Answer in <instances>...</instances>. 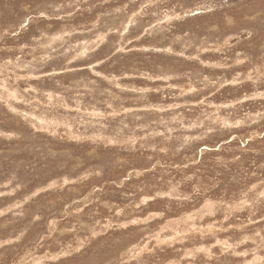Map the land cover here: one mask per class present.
<instances>
[{
	"label": "rangeland",
	"instance_id": "obj_1",
	"mask_svg": "<svg viewBox=\"0 0 264 264\" xmlns=\"http://www.w3.org/2000/svg\"><path fill=\"white\" fill-rule=\"evenodd\" d=\"M0 264H264V0H0Z\"/></svg>",
	"mask_w": 264,
	"mask_h": 264
}]
</instances>
